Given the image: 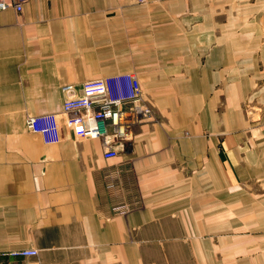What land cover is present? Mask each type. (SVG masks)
<instances>
[{
  "label": "crops",
  "instance_id": "obj_1",
  "mask_svg": "<svg viewBox=\"0 0 264 264\" xmlns=\"http://www.w3.org/2000/svg\"><path fill=\"white\" fill-rule=\"evenodd\" d=\"M135 72L152 117L105 158L44 143L64 85ZM4 264H264V0H24L0 11Z\"/></svg>",
  "mask_w": 264,
  "mask_h": 264
},
{
  "label": "built area",
  "instance_id": "obj_2",
  "mask_svg": "<svg viewBox=\"0 0 264 264\" xmlns=\"http://www.w3.org/2000/svg\"><path fill=\"white\" fill-rule=\"evenodd\" d=\"M24 0H0V11L12 8L22 10ZM63 107L58 113L29 115L26 128L38 133L47 144L62 139L61 119L76 139H100L105 158L117 155L118 146L132 138L133 129L152 117V109L144 96L135 72H119L84 81L76 92L73 85H64ZM37 249L0 251L4 257L33 256Z\"/></svg>",
  "mask_w": 264,
  "mask_h": 264
}]
</instances>
